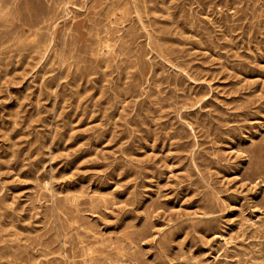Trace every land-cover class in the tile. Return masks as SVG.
Segmentation results:
<instances>
[{"label":"rangeland","instance_id":"374dc122","mask_svg":"<svg viewBox=\"0 0 264 264\" xmlns=\"http://www.w3.org/2000/svg\"><path fill=\"white\" fill-rule=\"evenodd\" d=\"M189 1L0 0V264H264V0Z\"/></svg>","mask_w":264,"mask_h":264},{"label":"bare ground","instance_id":"6f19581e","mask_svg":"<svg viewBox=\"0 0 264 264\" xmlns=\"http://www.w3.org/2000/svg\"><path fill=\"white\" fill-rule=\"evenodd\" d=\"M29 1L31 2V0H29ZM49 1H50V0H49ZM191 1H192V0H191ZM191 1H189V2H191ZM10 2H11V1H10ZM10 2H9V3H10ZM32 2H33V1H32ZM42 2H43V1H42ZM44 2H45V1H44ZM47 2H48V1H47ZM63 2H64V1H63ZM147 2H148V1H147ZM159 2H160V1H159ZM57 3H58V2H57ZM81 3H82V2H81ZM115 3H116V2H115ZM115 3H114V4H115ZM186 3H187V2H186ZM62 4H63V3H62ZM72 4H73V3H72ZM133 4H134V3H133ZM144 4H145V3H144ZM187 4H188V3H187ZM189 4H190V3H189ZM192 4H193V3H192ZM194 4H195V3H194ZM47 5H48V4H47ZM64 5H65V4H64ZM140 5H141V4H140ZM184 5H186V4H184ZM44 6H45V5H44ZM111 6H113V5H111ZM157 6H158V5H157ZM20 7H21V6H20ZM64 7H65V6H64ZM77 7H78V6H77ZM85 7H87V5H86ZM91 7H92V6H91ZM134 7H135V6H134ZM141 7H142V6H141ZM191 7H192V6H191ZM53 8H54V7H53ZM60 8H61V7H60ZM78 8H79V7H78ZM87 8H88V7H87ZM108 8H109V7H108ZM108 8H107V9H108ZM67 9H68V8H67ZM107 9H106V10H107ZM142 9H143V8H142ZM144 9H145V8H144ZM46 10H47V9H46ZM135 10H136V9H135ZM145 10H146V9H145ZM53 11H54V10H53ZM164 11H165V10H164ZM191 11H192V10H191ZM43 12H44V11H43ZM79 12H80V11H79ZM144 12H145V11H144ZM47 13H48V12H47ZM62 13H64V12H62ZM62 13H61V15H62ZM148 13H149V12H148ZM45 14H46V13H45ZM52 14H53V13H52ZM146 14H147V13H146ZM186 14H187V13H186ZM186 14H185V15H186ZM25 15H26V14H25ZM56 15H57V14H56ZM66 15H67V14H66ZM188 15H189V14H188ZM143 16H144V15H143ZM191 16H193V15H191ZM41 17H42V16H41ZM44 17L46 18V16H44ZM54 17H55V16H54ZM54 17H53V18H54ZM103 17H104V16H103ZM105 17H106V16H105ZM151 17H152V16H151ZM27 18H28V17H27ZM53 18H52V19H53ZM91 18H92V17H91ZM137 18H138V17H137ZM63 19H64V18H63ZM116 19H117V18H116ZM42 20H43V19H42ZM117 20H118V19H117ZM170 20H171V19H170ZM49 21H50V20H49ZM49 21H48V22H49ZM52 21H54V20H52ZM105 21H106V20H105ZM147 21H148V20H147ZM24 22H25V21H24ZM194 22H195V21H194ZM194 22H193V23H194ZM41 23H43V21H42ZM44 23H45V21H44ZM126 23H127V22H126ZM173 23H174V21H173ZM39 24H40V21H39ZM104 24H105V22H104ZM113 25H114V24H113ZM138 25H139V24H138ZM148 25H149V24H148ZM44 26H45V25H44ZM47 26H48V25H47ZM103 26H104V25H103ZM108 26H109V25H108ZM116 26H117V25H116ZM122 26H123V25H122ZM146 26H147V25H146ZM191 26H192V25H191ZM197 26H198V25H197ZM91 27H92V25H91L89 28H91ZM154 27H155V26H154ZM156 27H157V26H156ZM47 28H48V27H47ZM47 28H46V29H47ZM115 28H116V27H115ZM165 28H166V27H165ZM198 28H199V27H198ZM203 28H204V27H203ZM34 29H35V28H34ZM53 29H54V28H53ZM95 29H96V28H95ZM97 29H98V28H97ZM97 29H96V30H97ZM103 29H104V28H103ZM153 29H154V28H153ZM170 29H171V28H168V30H170ZM196 29H197V28H196ZM200 29H201V28H200ZM87 30H88V29H87ZM89 30H90V29H89ZM91 30H92V29H91ZM123 30H124V29H123ZM137 30H138V28H137ZM142 30H144V29H142ZM158 30H159V28H158ZM166 30H167V29H166ZM207 30H208V29H207ZM34 31H36V30H34ZM112 31H113V30H112ZM116 31H118V30H116ZM120 31H121V30H120ZM28 32H29V31H28ZM107 32H108V31H107ZM107 32H106V33H107ZM135 32H136V31H135ZM139 32H140V30H139ZM149 32H150V31H149ZM166 32H167V31H166ZM169 32H170V31H169ZM174 32H175V31H174ZM197 32H198V31H197ZM201 32H202V31H201ZM45 33H46V32H45ZM110 33H112V32H110ZM114 33H115V32H114ZM137 33H138V32H137ZM204 33H205V32H204ZM209 33H210V32H209ZM43 34H44V33H43ZM115 34H117V32H116ZM122 34H123V33H122ZM130 34L132 35V33H130ZM135 34H136V33H135ZM44 35H48V33H47V34H44ZM49 35H50V34H49ZM76 35H77V34H76ZM97 35H98V34H97ZM100 35H102V34H100ZM107 35H108V34H107ZM107 35H106V38H107ZM118 35H119V34H118ZM123 35H125V34H123ZM158 35H159V34H158ZM168 35H169V33H168ZM181 35L183 36V34H181ZM203 35H204V34H203ZM203 35H202V36H203ZM205 35H207V34H205ZM209 35H210V34H209ZM114 36H115V35H114ZM145 36H146V35H145ZM45 37H46V36H45ZM76 37H77V36H76ZM112 37H113V36H112ZM146 37H147V36H146ZM153 37H154V36H153ZM156 37H158V36H156ZM174 37H175V36H174ZM203 37H204V36H203ZM14 38H15V37H14ZM14 38H13V39H14ZM43 38H44V37H43ZM88 38H89V37H88ZM101 38H102V37H101ZM101 38H98V39H101ZM133 38H134V37H133ZM178 38H179V37H178ZM207 38H208V37H207ZM36 39H37V38H36ZM90 39H91V38H90ZM96 39H97V37H96ZM113 39H114V37H113ZM139 39H140V38H139ZM158 39H159V38H158ZM163 39H164V38H163ZM174 39H175V38H174ZM183 39H184V38H183ZM45 40H46V39H44V41H45ZM51 40H52V39H51ZM120 40H121V39H120ZM140 40H141V39H140ZM147 40H148V39H147ZM179 40H180V38H179ZM187 40H188V39H187ZM210 40H211V39H210ZM117 41H118V40H117ZM188 41H189V40H188ZM50 42H51V41H50ZM94 42H95V41H94ZM107 42H108V41H107ZM121 42H122V41H121ZM156 42H157V41H156ZM182 42H183V41H182ZM185 42H186V41H185ZM185 42H184V43H185ZM196 42H197V41H196ZM74 43H75V42H74ZM86 43H87V41H86ZM89 43H90V42H89ZM98 43H99V42H98ZM116 43H117V42H116ZM139 43H140V42H139ZM157 43H158V42H157ZM43 44H44V43H43ZM60 44H61V43H60ZM62 44H63V43H62ZM95 44H96V43H95ZM99 44H100V43H99ZM134 44H135V43H134ZM140 44H141V43H140ZM193 44H194V42H193ZM195 44H196V43H195ZM213 44H214V43H213ZM49 45H50V44H49ZM90 45H91V44H90ZM90 45H89V46H90ZM104 45H105V44H104ZM116 45H117V44H116ZM123 45H124V44H123ZM135 45H137V44H135ZM85 46H88V45H85ZM97 46H98V45H97ZM124 46H125V45H124ZM129 46H130V44H129ZM61 47H62V46H61ZM90 47H92V46H90ZM127 47H128V46H127ZM132 47H133V46H132ZM165 47H166V46H165ZM174 47H175V46H174ZM92 48H93V47H92ZM98 48H99V47H98ZM129 48H130V47H129ZM133 48H134V47H133ZM171 48H172V47H171ZM43 49H44V48H43ZM61 49H62V48H61ZM84 49H85V47H84ZM114 49H115V48H114ZM130 49H131V48H130ZM149 49H150V48H149ZM128 50H129V49H128ZM140 50H141V49H140ZM182 50H183V49H182ZM182 50H181V51H182ZM43 51H44V50H43ZM55 51H56V50H55ZM62 51H63V50H62ZM69 51H70V50H69ZM84 51H85V50H84ZM91 51H92V50H91ZM121 51H122V49H121ZM130 51H132V50H130ZM146 51H147V50H146ZM0 52H1V51H0ZM16 52H17V51H16ZM23 52H24V51H23ZM77 52H78V51H77ZM86 52H87V51H86ZM124 52H125V51H124ZM124 52H123V53H124ZM137 52H138V51H137ZM184 52H185V51H184ZM83 53H84V52H83ZM107 53H108V52H107ZM113 53H114V52H113ZM125 53H126V52H125ZM139 53H140V52H139ZM160 53H161V52H160ZM185 53H186V52H185ZM42 54H43V53H42ZM126 54H127V53H126ZM182 54H183V52H182ZM60 55H61V53H60ZM65 55H66V54H65ZM114 55H115V54H114ZM114 55H113V56H114ZM136 55H137V54H136ZM155 55H156V54H155ZM161 55H162V53H161ZM68 56H69V55H68ZM87 56H88V55H87ZM132 56H133V55H132ZM179 56H180V55H179ZM183 56H184V55H183ZM69 57H70V56H69ZM72 57H73V56H72ZM121 57H122V56H121ZM126 57H127V55H126ZM129 57H130V55H129ZM134 57H135V56H134ZM134 57H133V58H134ZM139 57H140V56H139ZM180 57H181V56H180ZM184 57H186V56H184ZM61 58H62V57H61ZM81 58H83V57H81ZM99 58H100V57H99ZM116 58H117V57H116ZM116 58H115V59H116ZM158 58H159V57H158ZM181 58H182V57H181ZM41 59H42V58H41ZM69 59H71V58H69ZM85 59H86V58H85ZM113 59H114V58H113ZM176 59H177V58H176ZM61 60H63V59H61ZM110 60H112V59H110ZM129 60H130V59H129ZM134 60H135V59H134ZM40 61H41V60H40ZM121 61H123V60H121ZM127 61H128V60H127ZM174 61H177V60H174ZM68 62H69V61H68ZM111 62H112V61H111ZM113 62H114V60H113ZM113 62H112V64H114ZM117 62H118V61H117ZM146 62H147V61H146ZM182 62H183V61H182ZM61 63H62V61H61ZM83 63H84V62H83ZM83 63H82V64H83ZM96 63H97V62H96ZM100 63H101V62H100ZM122 63H123V62H122ZM122 63H121V64H122ZM127 63H128V62H127ZM130 63H131V62H130ZM139 63H140V62H139ZM142 63H143V62H142ZM62 64H63V63H62ZM128 64H129V63H128ZM151 64H152V63H151ZM158 64H159V63H158ZM166 64H167V63H166ZM74 65H75V64H74ZM106 65H107V64H106ZM140 65H141V64H140ZM86 66H87V65H86ZM90 66H91V64H90ZM110 66H111V65H110ZM117 66H118V65H117ZM119 66H120V63H119ZM124 66H125V65H124ZM133 66H134V65H133ZM185 66H186V65H185ZM55 67H56V66H55ZM59 67H60V66H59ZM88 67H89V65H88ZM98 67H99V66H98ZM107 67H109V66H106V68H107ZM113 67H114V66H113ZM127 67H128V66H127ZM137 67H138V66H137ZM178 67H180V66L178 65ZM83 68H84V67H83ZM89 68H90V67H89ZM94 68H95V67H94ZM109 68H110V67H109ZM130 68H131V67H130ZM141 68H142V67H141ZM119 69H120V68H119ZM121 69H122V68H121ZM81 70H84V69H81ZM86 70H87V69H86ZM89 70H92V68L89 69ZM117 70H118V67H117ZM123 70H124V69H123ZM92 71H93V70H92ZM95 71H96V70H95ZM114 71H115V70H114ZM126 71H127V69H126ZM86 72H87V71H86ZM93 72H94V71H93ZM103 72H104V71H103ZM112 72H113V71H112ZM123 72H124V71H123ZM140 72H144V71L142 70V71H140ZM55 73H56V72H55ZM71 73H72V72H71ZM91 73H92V72H91ZM107 73H108V72H107ZM109 73H111V72H109ZM153 73H154V72H153ZM97 74H98V73H97ZM104 74H105V73H104ZM124 74L126 75L127 73H124ZM134 74H135V73H134ZM136 74H137V73H136ZM142 74H143V73H142ZM66 75H67V74H66ZM110 75H111V74H110ZM137 75H139V74H137ZM93 76H94V75H93ZM102 76H103V75H102ZM126 76H127V75H126ZM128 76H129V75H128ZM128 76H127V77H128ZM152 76H154V75H152ZM103 77H105V76H103ZM112 77H113V76H112ZM142 77H143V75H142ZM70 78H71V77H70ZM90 78H91V77H90ZM105 78H106V77H105ZM116 78H117V77H116ZM123 78H124V76H123ZM130 78H131V77H130ZM137 78H138V77H137ZM150 78H151V77H150ZM84 79H85V78H84ZM117 79H118V78H117ZM117 79H116V80H117ZM120 79H121V78H120ZM125 79H126V78H125ZM125 79H124V80H125ZM132 79H134V77H133ZM151 79H152V78H151ZM107 80H108V79H107ZM109 80H110V79H109ZM121 80H122V79H121ZM135 81H136V80H135ZM138 81H140V80H138ZM141 81H142V80H141ZM146 81H147V80H146ZM84 82H85V81H84ZM86 82H87V80H86ZM104 82H105V81H104ZM126 82H127V81H126ZM176 82H177V81H176ZM98 83H99V82H98ZM119 83H120V81H119ZM122 84H125V83H121V84H119V85H122ZM130 84H131V83H130ZM139 84H141V83H139ZM147 84H148V83H147ZM75 85H76V84H75ZM86 85H87V84H86ZM89 85H90V84H89ZM91 85H92V84H91ZM174 85H176V84H174ZM79 86H80V85H79ZM79 86H78V87H79ZM107 86H108V85H107ZM123 86H124V85H123ZM133 86H134V85H133ZM83 87H85V86H83ZM83 87H82V88H83ZM91 87H92V86H91ZM102 87H103V86H102ZM113 87H114V86H113ZM117 87H118V85H117ZM131 87H132V86H131ZM176 87H177V86H176ZM85 88H86V87H85ZM85 88H84V89H85ZM93 88H94V87H93ZM104 88H105V87H103L102 89H104ZM115 88H116V87H115ZM118 88H119V87H118ZM124 88H125V87H124ZM139 88H141V87H139ZM177 88H178V87H177ZM180 88H181V87H180ZM62 89H63V88H62ZM107 89H108V88H107ZM142 89H143V88H142ZM147 89H148V88H147ZM152 89H153V88H152ZM73 90H74V89H73ZM104 90H106V88H105ZM104 90H103V91H104ZM116 90H117V88H116ZM128 90H130V89H128ZM154 90H155V88H154ZM181 90H182V89H181ZM76 91H78V90H76ZM79 91H80V90H79ZM109 91H110V88H109ZM121 91H122V90H121ZM123 91H124V90H123ZM123 91H122V92H123ZM137 91H138V90H137ZM151 91H152V90H151ZM87 92H88V91H87ZM105 92H106V91H105ZM125 92H126V90H125ZM125 92H124V93H125ZM158 92H159V91H158ZM175 92H176V91H175ZM71 93H72V91H71ZM76 93H77V92H76ZM126 93H127V92H126ZM138 93H139V92H137V94H138ZM144 93H145V92H144ZM153 93H154V92H153ZM53 94H54V92H53ZM77 94L79 95V93H77ZM108 94H109V92H108ZM154 94H155V93H154ZM161 94H162V93H161ZM176 94H177V93H176ZM183 94H184V93H183ZM86 95H87V94H86ZM117 95H118V94H117ZM145 95H146V94H145ZM156 95H157V94H156ZM72 96H73V95H72ZM109 96H110V95H109ZM115 96H116V95H115ZM132 96H133V95H132ZM173 96H174V95H173ZM180 96H181V95H180ZM127 97H128V95H127ZM138 97H139V96H138ZM158 97H159V96H158ZM175 97H176V96H175ZM73 98H75V97H73ZM85 98H87V97H85ZM105 98H106V97H105ZM110 98H112V97H110ZM170 98H171V97H170ZM186 98H187V97H186ZM188 98H189V97H188ZM91 99H92V98H91ZM108 99H109V98H108ZM156 99H157V97H156ZM165 99H166V98H165ZM168 99H169V98H168ZM78 100H80V99H78ZM125 100H126V99H125ZM154 100H155V99H154ZM170 100H171V99H170ZM180 100H181V99H180ZM187 100H188V99H187ZM191 100H192V99H191ZM88 101H89V100H88ZM157 101H159V100H157ZM161 101H162V99H161ZM148 102H149V101H148ZM164 102H165V101H164ZM180 102H181V101H180ZM158 103H159V102H158ZM110 104H111V103H110ZM112 104H113V103H112ZM173 104H174V103H173ZM176 104H178V103H176ZM186 104H187V102H186ZM188 104H189V103H188ZM114 105H115V103H114ZM117 105H118V104H117ZM117 105H116V106H117ZM123 105H124V104H123ZM174 105H175V104H174ZM180 105H181V104H180ZM111 106H113V105H111ZM166 106H167V105H166ZM171 106H172V104H171ZM171 106H170V107H171ZM184 106H186V105H184ZM128 107H129V106H128ZM122 108H123V107H122ZM139 108H140V107H139ZM149 108H150V107H149ZM153 108H154V106H153ZM126 109H127V107H126ZM159 109H160V108H159ZM159 109H158V110H159ZM181 109H182V108H181ZM127 110H128V112H129V109H127ZM145 110H146V109H145ZM149 110H150V109H149ZM151 110H152V109H151ZM170 110H171V109H170ZM117 111H119V110H117ZM152 111H153V110H152ZM160 111H161V110H160ZM140 112H141V111H140ZM125 113H126V112H125ZM129 113H130V112H129ZM141 113H142V112H141ZM145 113L148 114V112H145ZM111 114H112V113H111ZM139 114H140V113H139ZM147 114H146V116H147ZM174 114H175V112H174ZM140 116L142 117L141 114H140ZM140 116H139V117H140ZM143 116H144V115H143ZM152 116H153V115H152ZM125 117H126V116H125ZM178 117H179V116H178ZM110 118H111V117H110ZM149 118H150V116H149ZM137 119H138V118H137ZM137 119H136V121H137ZM139 119H140V118H139ZM123 120H124V119H123ZM129 120H130V119H129ZM147 120H148V119H147ZM147 120H145V121L147 122ZM154 120H155V119H154ZM149 121H150V120H149ZM106 122H108V121H106ZM139 122H140V121H139ZM198 122H199V121H198ZM140 123H144V122L141 121ZM199 123H201V122H199ZM115 124H116V123H115ZM123 124H124V123H123ZM149 124H150V123H149ZM134 125H135V123H134ZM143 125H144V124H142V126H143ZM145 125H146V123H145ZM199 125H200V124H199ZM185 126H186V125H185ZM200 126H201V125H200ZM124 127H125V126H124ZM153 127H154V126H153ZM203 127H204V125L202 126V128H203ZM131 129H132V128H131ZM205 129H206V128H205ZM187 130H188V129H187ZM206 130H207V129H206ZM137 131H138V130H137ZM149 132H150V131H149ZM192 132H193V130H192ZM101 133H102V132H101ZM207 134H208V133H207ZM90 135H91V134H90ZM184 135H185V134H184ZM209 135H210V134H209ZM93 136H94V135H93ZM146 136H147V135H146ZM179 136H180V135H179ZM132 137H133V136H132ZM128 138H129V136H128ZM133 138H134V137H133ZM148 138H149V137H148ZM151 138H152V137H151ZM151 138H150V139H151ZM187 139H188V138H187ZM141 140H142V139H141ZM143 140H144V139H143ZM154 140H155V139H154ZM135 141H136V140H135ZM151 142H152V141H151ZM134 143H135V142H134ZM130 144H132V143H130ZM179 144H180V143H179ZM146 145H147V144H146ZM262 145H263V144H262ZM88 146H89V145H88ZM89 147H90V146H89ZM136 147H137V146H136ZM146 147H147V146H146ZM126 149H127V148H126ZM85 150H86V149H85ZM90 150H91V149H90ZM90 150H89V151H90ZM129 150H130V148H129ZM131 150H132V149H131ZM133 150H134V149H133ZM257 150H259V149H257ZM120 151H122V150H120ZM134 151H135V150H134ZM90 152H91V151H90ZM90 152H89V153H90ZM92 152H93V151H92ZM94 153H95V152H94ZM133 153H134V152H133ZM137 153H138V152H137ZM197 153H198V152H197ZM199 153H200V152H199ZM124 154H125V153H124ZM139 154H140V153H139ZM195 154H196V153H195ZM125 155H126V154H125ZM128 155H129V153H128ZM191 155H193V154H191ZM199 156H200V155H199ZM192 157H193V156H192ZM202 157H203V156H202ZM204 157H205V156H204ZM204 157H203V158H204ZM189 158H190V157H189ZM203 158H202V159H203ZM206 158H208V157H206ZM249 158H250V157H249ZM196 159H197V158H196ZM199 159H200V158H199ZM202 159H200V160H202ZM218 159H219V157H218ZM221 159H222V158H221ZM135 160H136V159H135ZM206 160H207V159H206ZM123 161L125 162V160H123ZM138 161H139V160H138ZM221 161H222V160H221ZM221 161H220V162H221ZM148 162H149V161H148ZM209 162H210V161H209ZM249 162H250V161H249ZM254 162H255V161H254ZM254 162H253V163H254ZM126 163H127V161H126ZM202 163H203V162H202ZM216 163H217V162H216ZM123 164H124V163H123ZM135 164H136V162H135ZM147 164H148V163H147ZM147 164H146V165H147ZM155 164H156V163H155ZM208 164H209V163H208ZM124 165H125V164H124ZM137 165H138V164H137ZM144 165H145V163H144ZM153 165H154V164H153ZM200 165H201V164H200ZM132 166H133V165H132ZM132 166L130 165L129 167H132ZM138 166H139V165H138ZM154 166H155V165H154ZM192 166H193V165H192ZM194 166H195V164H194ZM201 166H202V165H201ZM248 166H249V165H248ZM250 166H252V165H250ZM126 167H127V166H126ZM126 167H125V168H126ZM129 167H128V168H129ZM151 167H152V166H151ZM204 167H205V166H204ZM208 167H209V166H208ZM128 168H127V169H128ZM158 168H159V167H158ZM199 168H200V167H199ZM199 168H198V169H199ZM154 169H155V168H154ZM161 169H162V168H161ZM135 170H136V169H135ZM203 170L205 171V169H203ZM137 171H138V170H137ZM139 171H140V170H139ZM145 171H146V170H145ZM197 171H198V170H197ZM207 171H208V170H207ZM133 172H134V171H133ZM148 172H149V171H148ZM156 172H157V170H156ZM159 172H160V171H159ZM159 172H158V173H159ZM189 172H190V170H189ZM192 172H193V171H192ZM198 172H199V171H198ZM205 172H206V171H205ZM210 172H211V171H210ZM195 173H196V172H195ZM245 173H246V172H245ZM151 174H152V173H151ZM153 174H154V173H153ZM50 175H51V174H50ZM145 175H146V174H145ZM155 175H156V174H155ZM157 175H158V174H157ZM160 175H161V174H160ZM193 175H194V173H193ZM185 176H186V175H185ZM188 176H189V175H188ZM188 176H186V177H188ZM206 176H208V175H206ZM206 176H204V177H206ZM211 176H212V175H211ZM36 177H37V176H36ZM39 177H40V176H39ZM136 177H137V176H136ZM139 177H140V176H139ZM155 177H156V176H155ZM190 177H191V176H190ZM198 177H199V176H198ZM212 178H213V177H212ZM252 178H253V177H252ZM142 179H144V178L142 177ZM191 179H192V178H191ZM201 179H202V177H201ZM209 179H210V178H209ZM255 179H256V178H255ZM51 180H52V179H51ZM192 180H193V179H192ZM198 180H199V179H198ZM208 181H209V180H208ZM185 182H187V181H185ZM141 183H142V181H141ZM144 183H145V182H144ZM147 183H148V182H147ZM197 183H198V182H197ZM207 183H208V182H207ZM210 183H211V180H210ZM142 184H143V183H142ZM212 184H213V183H212ZM216 184H217V183H216ZM37 185H38V183H37ZM217 185H218V184H217ZM191 186H192V185H191ZM0 187H2V186H0ZM49 187H50V186H49ZM199 187H200V186H199ZM2 188H3V187H2ZM190 188H193V187H190ZM206 188H207V187H206ZM206 188H205V189H206ZM217 188H218V187H217ZM37 189H38V188H37ZM37 189H36V190H37ZM195 189H196V188H195ZM210 189H211V188H210ZM38 190H39V189H38ZM197 190H198V189H197ZM211 190H212V189H211ZM41 191H42V190H41ZM56 191H57V190H56ZM205 191H206V190H205ZM140 192H141V190H140ZM203 192H204V191H203ZM203 192H202V193H203ZM137 193H138V192H137ZM141 193H142V192H141ZM213 193H214V192H213ZM220 193H221V192H220ZM40 194H41V192H40ZM82 194H83V192H82ZM109 194H110V193H109ZM210 194H211V193H210ZM221 194H222V193H221ZM218 195H219V194H218ZM75 196H76V195H75ZM112 196H113V195H112ZM215 196H216V195H215ZM215 196H214V197H215ZM67 197H68V196H67ZM96 197H97V196H96ZM230 197H231V196H230ZM40 198H41V197H40ZM40 198H39V199H40ZM46 198H47V196H46ZM55 198H56V197H55ZM69 198H70V197H69ZM73 198H74V197H73ZM85 198H86V196H85ZM98 198H99V197H98ZM216 198H217V197H216ZM99 199H101V198H99ZM102 199H103V198H102ZM202 199H203V198H202ZM213 199H214V198H213ZM43 200H44V199H43ZM45 200H46V199H45ZM53 200H54V199H53ZM66 200H67V199H66ZM69 200H70V199H69ZM83 200H84V199H83ZM103 200H104V199H103ZM111 200H112V199H111ZM140 200H143V199H140ZM140 200H138V201H140ZM151 200H153V199H151ZM206 200H207V199H206ZM211 200H212V199H211ZM214 200H216V199H214ZM262 200H263V199H262ZM39 201H40V200H39ZM41 201H42V200H41ZM62 201H63V199H62ZM64 201H65V200H64ZM81 201H82V200H81ZM105 201H106V200H105ZM105 201H104V203H105ZM109 201H110V200H109ZM207 201H208V200H207ZM43 202H44V201H43ZM88 202H89V201H88ZM92 202H93V201H92ZM160 202H161V201H160ZM219 202H220V201H219ZM49 203H51V202H49ZM112 203H113V201H112ZM114 203H115V202H114ZM154 203H155V202H154ZM154 203H153V204H154ZM213 203H214V201H213ZM220 203H221V202H220ZM33 204H34V203H33ZM60 204H62V203H60ZM75 204L78 205L77 203H75ZM82 204H83V203H82ZM102 204H103V203H102ZM105 204H106V203H105ZM110 204H111V203H110ZM160 204H161V203H160ZM223 204H224V203H223ZM49 205H50V204H49ZM95 205H96V204H95ZM147 205H148V204H147ZM147 205H146V206H147ZM209 205H210V204H209ZM214 205H216V204H214ZM218 205H219V204H218ZM260 205H261V204H260ZM43 206H44V205H43ZM60 206H61V205H60ZM79 206H81V205H79ZM112 206H113V205H112ZM159 206H161V205H159ZM34 207H35V206H34ZM62 207H63V206H62ZM92 207H93V206H92ZM164 207H165V206H164ZM201 207H202V206H201ZM205 207H206V206H205ZM211 207H212V206H211ZM211 207H210V208H211ZM216 207H217V206H216ZM12 208H13V207H12ZM49 208H50V207H49ZM72 208H73V207H72ZM72 208H71V209H72ZM86 208H87V207H86ZM93 208H94V207H93ZM98 208H99V207H98ZM155 208H156V207H155ZM206 208H207V207H206ZM210 208H209V209H210ZM214 208H215V206H214ZM214 208H213V210H214ZM221 208H222V207H221ZM9 209H10V207H9ZM55 209H56V208H55ZM67 209H68V208H67ZM95 209H97V208H95ZM144 209H145V208H144ZM148 209H149V208H148ZM261 209H262V208H261ZM64 210H65V209H64ZM76 210H77V209H76ZM79 210H80V209H79ZM108 210H109V209H108ZM213 210H212V211H213ZM50 211H51V210H50ZM58 211H59V210H58ZM131 211H132V210H131ZM9 212H10V211H9ZM17 212H18V211H17ZM80 212H81V211H80ZM87 212H88V211H87ZM91 212H92V211H91ZM132 212H133V211H132ZM146 212H147V211H146ZM206 212H207V211H206ZM210 212H211V211H210ZM210 212H209V213H210ZM225 212H226V211H225ZM11 213H12V212H11ZM40 213H41V212H40ZM47 213H48V212H47ZM68 213H69V211H68ZM150 213H152V211H151ZM207 213H208V212H207ZM211 213H212V212H211ZM221 213H222V212H221ZM17 214H18V213H17ZM57 214H58V213H57ZM92 214H93V213H92ZM99 214H100V213H99ZM214 214H215V213H214ZM217 214H218V213H217ZM47 215H49V214H47ZM70 215H71V214H70ZM104 215H105V214H104ZM149 215H150V214H149ZM262 215H263V214H262ZM68 216H69V215H68ZM78 216H79V215H78ZM86 216H87V215H86ZM101 216H102V215H101ZM144 216H145V215H144ZM152 216H153V215H152ZM210 216H211V215H210ZM35 217H36V216H35ZM44 217H45V214H44ZM60 217H61V216H60ZM72 217H73V215H72ZM74 217H75V216H74ZM82 217H83V216H82ZM84 217H85V216H84ZM54 218H55V217H54ZM77 218H78V217H77ZM77 218H76V219H77ZM158 218H159V217H158ZM189 218H190V217H189ZM219 218H220V217H219ZM1 219H2V218H1ZM51 219H52V218H51ZM62 219H63V218H62ZM149 219H150V218H149ZM209 219H210V218H209ZM263 219H264V218H263ZM49 220H50V219H49ZM49 220H48V221H49ZM94 220H95V219H94ZM145 220H146V218H145ZM145 220H144V221H145ZM242 220H243V219H242ZM249 220H250V219H249ZM260 220H261V219H260ZM43 221H44V220H43ZM45 221H46V220H45ZM80 221H81V220H80ZM89 221H90V220H89ZM146 221H147V220H146ZM190 221H191V220H190ZM210 221H212V220H210ZM257 221H258V219H257ZM148 222H149V221H148ZM156 222H157V221H156ZM220 222H221V221H220ZM49 223H50V222H49ZM144 223H146V222H144ZM149 223H150V222H149ZM152 223H153V222H152ZM164 223H165V222H164ZM177 223H178V222H177ZM192 223H193V222H192ZM202 223H203V221H202ZM202 223H201V224H202ZM207 223H208V222H207ZM245 223H246V222H245ZM8 224H9V223H8ZM64 224H65V223H64ZM69 224H70V223H69ZM166 224H167V223H166ZM196 224H197V223H196ZM198 224H199V222H198ZM209 224H210V223H209ZM247 224H248V223H247ZM251 224H252V223H251ZM58 225H59V223H58ZM12 226H13V225H12ZM175 226H178V225H175ZM186 226H187V225H186ZM210 226H211V224H210ZM218 226H220V225H218ZM221 226H222V225H221ZM262 226L264 227V225H262ZM47 227H48V226H47ZM64 227H65V225H64ZM134 227H135V226H134ZM143 227H144V226H142V228H143ZM145 227H146V226H145ZM145 227H144V229H145ZM147 227H148V226H147ZM150 227H151V226H150ZM203 227H204V226H203ZM253 227H254V226H253ZM0 228H1V227H0ZM42 228H43V227H42ZM79 228H80V227H79ZM172 228H173V227H172ZM190 228H191V227H190ZM219 228H220V227H219ZM242 228H243V227H242ZM254 228H255V227H254ZM2 229H3V228H2ZM53 229H54V228H53ZM61 229H62V228H61ZM85 229H86V228H85ZM192 229H193V228H192ZM195 229H196V227H195ZM248 229H249V228H248ZM9 230H10V229H9ZM13 230H14V229H13ZM211 230H212V229H211ZM259 230H260V229H259ZM2 231H3V230H2ZM14 231H15V230H14ZM53 231H54V230H53ZM58 231H59V230H58ZM96 231H97V230H96ZM99 231H101V230H99ZM132 231H133V230H132ZM253 231H254V230H253ZM60 232H61V231H60ZM62 232H63V231H62ZM144 232H147V230L144 231ZM215 232H216V231H215ZM215 232H214V233H215ZM246 232H247V231H246ZM250 232H251V231H250ZM0 233H1V231H0ZM9 233H11V232L9 231ZM54 233H55V231H54ZM54 233H53V234H54ZM90 233H91V232H90ZM130 233H131V232H130ZM137 233L139 234L140 232H137ZM142 233H143V232H142ZM148 233H149V232H148ZM165 233H166V232H165ZM211 233H212V232H211ZM242 233H243V232H242ZM252 233H253V232H252ZM252 233H251V234H252ZM3 234H4V233H3ZM14 234H15V233H14ZM14 234H13V235H14ZM19 234H20V233H19ZM40 234H41V233H40ZM42 234H43V233H42ZM60 234H61V233H60ZM140 234H141V233H140ZM258 234H259V233H258ZM258 234H257V235H258ZM263 234H264V233H263ZM6 235H7V233H6ZM8 235H9V234H8ZM13 235H12V236H13ZM38 235H39V234H38ZM88 235H89V234H88ZM125 235H126V234H125ZM141 235H142V234H141ZM144 235H145V234H144ZM52 236H53V235H52ZM65 236H66V235H65ZM71 236H72V235H71ZM71 236H70V237H71ZM103 236H104V235H103ZM121 236H122V235H121ZM139 236H140V235H139ZM146 236H147V235H146ZM146 236H145V237H146ZM232 236H233V235H232ZM232 236H231V237H232ZM246 236H247V235H246ZM251 236H252V235H251ZM251 236H250V237H251ZM0 237H1V236H0ZM34 237H35V236H34ZM38 237H39V236H37V238H38ZM41 237H42V236H41ZM90 237H91V236H90ZM94 237H96V236H94ZM137 237H138V236H137ZM149 237H150V235H149ZM237 237H239V236H237ZM241 237H243V236H241ZM27 238H28V237H27ZM46 238H47V237H46ZM97 238H98V237H97ZM106 238H107V237H106ZM143 238H144V237H143ZM251 238H252V237H251ZM1 239H2V238H1ZM7 239H8V238H7ZM24 239H25V237H24ZM48 239H49V238H48ZM99 239H100V238H99ZM115 239H116V238H115ZM137 239H138V238H137ZM147 239H148V238H147ZM234 239H236V238H234ZM262 239H263V238H262ZM28 240H29V239H28ZM31 240H32V239H31ZM39 240H40V239H39ZM45 240H47V239H45ZM57 240H58V239H57ZM70 240H71V239H70ZM93 240H94V239H93ZM231 240H233V239H231ZM241 240H242V239H241ZM245 240H246V239H245ZM32 241H33V240H32ZM32 241H31V242H32ZM41 241H42V240H41ZM66 241H67V240H66ZM81 241H82V240H81ZM135 241H137V240L135 239ZM142 241H143V240H142ZM242 241H244V240H242ZM248 241H249V240H248ZM4 242H5V241H4ZM104 242H105V241H104ZM224 242H225V241H224ZM254 242H256V241H254ZM5 243H6V242H5ZM5 243H4V244H5ZM10 243H11V242H10ZM72 243H73V242H72ZM96 243H97V242H96ZM116 243H117V242H116ZM138 243H139V242H138ZM138 243H137V244H138ZM232 243H234V242H232ZM240 243H241V241H240ZM45 244H46V243H45ZM102 244H103V243H102ZM120 244H121V243H120ZM122 244H123V243H122ZM122 244H121V245H122ZM228 244H229V243H228ZM230 244H231V243H230ZM234 244H235V243H234ZM243 244H245V242H244ZM250 244H252V243H250ZM13 245H14V244H13ZM22 245H23V244H22ZM40 245H41V244H40ZM83 245H84V244H83ZM88 245H90V244H88ZM111 245H112V243H111ZM124 245H125V244H124ZM258 245H259V244H258ZM28 246H29V245H28ZM30 246H31V245H30ZM30 246H29V247H30ZM33 246H34V245H33ZM35 246H36V244H35ZM64 246H65V245H64ZM76 246H77V245H76ZM131 246H132V245H131ZM131 246H130V247H131ZM181 246H182V245H181ZM233 246H234V245H233ZM262 246H263V245H262ZM9 247H10V246H9ZM22 247H23V246H22ZM47 247H48V246H47ZM51 247L54 248V246H52V245H51ZM60 247H61V246H60ZM62 247H63V246H62ZM98 247H99V246H98ZM106 247H107V246H106ZM106 247H105V248H106ZM122 247H123V245H122ZM259 247H260V245H259ZM0 248H1V247H0ZM42 248H43V247H42ZM64 248H65V247H64ZM85 248H86V247H85ZM100 248H101V247H100ZM140 248H141V246H140ZM177 248H179V247H177ZM180 248H181V247H180ZM244 248H245V247H244ZM244 248H243V249H244ZM10 249H11V248H10ZM35 249H36V248H35ZM38 249H39V248H38ZM48 249H49V247H48ZM74 249H75V248H74ZM154 249H155V248H154ZM261 249H262V248H261ZM6 250H8V249L6 248ZM11 250H12V249H11ZM39 250H40V249H39ZM54 250H55V249H54ZM72 250H73V249H72ZM84 250H85V249H84ZM84 250L82 249V250L79 251V252H83ZM223 250H224V249H223ZM236 250H237V249H236ZM259 250H260V249H259ZM56 251H57V250H56ZM61 251H62V250H61ZM65 251H66V250H65ZM74 251H75V250H74ZM89 251H90V250H89ZM159 251H160V250H159ZM225 251H226V250H225ZM247 251H248V249H247ZM255 251H258V250L256 249ZM263 251H264V250H263ZM45 252H46V251H45ZM48 252H50V251H48ZM102 252H103V251H102ZM129 252H130V251H129ZM226 252H227V251H226ZM248 252H249V251H248ZM253 252H254V250H253ZM260 252H261V251H260ZM25 253H26V252H25ZM42 253H43V252H42ZM59 253H60V252H59ZM87 253H88V252H87ZM90 253H91V252H90ZM116 253H117V252H116ZM116 253H115V254H116ZM137 253H138V252H137ZM227 253H228V252H227ZM234 253H235V252H234ZM239 253H240V252H239ZM131 254H132V253H131ZM157 254H158V253H157ZM224 254H226V253H224ZM236 254H237V253H236ZM240 254H241V253H240ZM244 254H245V253H244ZM248 254H249V253H248ZM29 255H30V254H29ZM227 255H228V254H227ZM38 256H39V255H38ZM98 256H99V255H98ZM105 256H106V255H105ZM105 256H104V257H105ZM138 256H139V255H138ZM242 256H243V255H242ZM250 256H251V255H250ZM254 256H255V255H254ZM13 257H14V256H13ZM25 257H26V256H25ZM30 257H31V256H30ZM39 257H40V256H39ZM77 257H79V256H77ZM92 257H93V256H92ZM100 257H101V256H100ZM116 257H117V256H116ZM121 257H122V256H121ZM127 257H128V256H127ZM224 257H225V256H224ZM235 257H236V256H235ZM235 257H234V258H235ZM245 257H246V256H245ZM256 257H257V256H256ZM31 258H32V257H31ZM57 258H58V257H57ZM60 258H61V257H60ZM75 258H76V257H75ZM97 258H98V257H97ZM122 258H123V257H122ZM166 258H167V257H166ZM234 258H233V259H234ZM20 259H21V257H20ZM53 259H54V257H53ZM109 259H110V258H109ZM115 259H116V258H115ZM229 259H230V258H229ZM231 259H232V258H231ZM252 259H254V258H252ZM256 259H257V258H256ZM258 259H259V258H258ZM89 260H90V259H89ZM94 260H96V259H94ZM98 260H99V259H98ZM125 260H126V259H125ZM184 260H185V259H184ZM219 260H220V259H219ZM259 260H261V259H259ZM75 261H76V260H75ZM81 261H82V260H81ZM103 261H104V259H103ZM106 261H107V260H106ZM120 261H121V260H120ZM128 261H129V260H128ZM142 261H144V260H142ZM179 261H180V260H179ZM231 261H232V260H231ZM243 261H244V260H243ZM247 261H248V260H247ZM263 261H264V260H263ZM12 262H13V261H12ZM17 262H19V261H17ZM79 262H80V261H79ZM82 262H83V261H82ZM122 262H124V261H122ZM227 262H228V261H227ZM9 263H10V262H9ZM14 263H16V262H14ZM29 263H30V262H29ZM66 263H67V262H66ZM77 263H78V262H77ZM89 263H90V261H89ZM92 263H93V262H92ZM112 263H113V261H112ZM131 263H132V262H131ZM199 263H200V262H199ZM202 263H203V262H202ZM223 263H224V262H223ZM228 263H229V262H228ZM11 264H12V263H11ZM45 264H46V263H45ZM50 264H51V263H50ZM169 264H170V263H169ZM184 264H185V263H184ZM225 264H226V263H225ZM234 264H235V263H234ZM241 264H242V262H241ZM260 264H261V263H260Z\"/></svg>","mask_w":264,"mask_h":264}]
</instances>
